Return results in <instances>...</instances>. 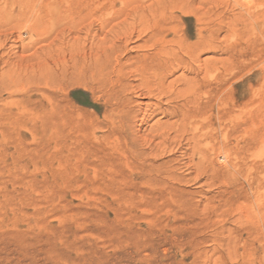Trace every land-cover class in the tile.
Masks as SVG:
<instances>
[{
  "label": "rangeland",
  "instance_id": "rangeland-1",
  "mask_svg": "<svg viewBox=\"0 0 264 264\" xmlns=\"http://www.w3.org/2000/svg\"><path fill=\"white\" fill-rule=\"evenodd\" d=\"M0 264H264V0H0Z\"/></svg>",
  "mask_w": 264,
  "mask_h": 264
},
{
  "label": "bare ground",
  "instance_id": "bare-ground-1",
  "mask_svg": "<svg viewBox=\"0 0 264 264\" xmlns=\"http://www.w3.org/2000/svg\"><path fill=\"white\" fill-rule=\"evenodd\" d=\"M26 16V14H24Z\"/></svg>",
  "mask_w": 264,
  "mask_h": 264
}]
</instances>
